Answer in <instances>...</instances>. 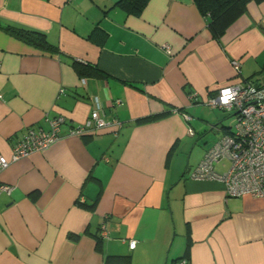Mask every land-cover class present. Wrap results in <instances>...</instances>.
<instances>
[{
  "label": "crops",
  "instance_id": "obj_1",
  "mask_svg": "<svg viewBox=\"0 0 264 264\" xmlns=\"http://www.w3.org/2000/svg\"><path fill=\"white\" fill-rule=\"evenodd\" d=\"M119 1L0 0L2 26L40 31L53 48L0 29V155L64 118L56 142L0 169L11 187L0 190V264H264V196L191 177L224 128L202 105L224 86L264 85V0L219 38L193 0L137 13ZM92 110L122 125L70 135Z\"/></svg>",
  "mask_w": 264,
  "mask_h": 264
},
{
  "label": "built area",
  "instance_id": "obj_2",
  "mask_svg": "<svg viewBox=\"0 0 264 264\" xmlns=\"http://www.w3.org/2000/svg\"><path fill=\"white\" fill-rule=\"evenodd\" d=\"M231 65L239 74L240 61L232 60ZM206 104L230 112L235 117V123L230 129L226 128L206 150L191 177L221 181L229 196H264V85L244 81L224 86ZM183 116L185 120L190 118L187 114ZM63 122L64 118L57 116L50 121L48 132L29 130L14 144L10 160L0 155V169L7 167L11 161L47 149L60 137ZM121 125L119 120H107L99 110H92L87 120L74 126L69 134L83 135L109 127L120 128ZM188 132L192 134L193 130L188 129ZM220 160L229 162L228 169L222 173L214 168ZM0 190L8 193L11 187L1 186ZM102 231H105L104 227ZM134 245L135 241L130 240L129 247ZM171 264H187V260L180 258Z\"/></svg>",
  "mask_w": 264,
  "mask_h": 264
},
{
  "label": "trees",
  "instance_id": "obj_3",
  "mask_svg": "<svg viewBox=\"0 0 264 264\" xmlns=\"http://www.w3.org/2000/svg\"><path fill=\"white\" fill-rule=\"evenodd\" d=\"M147 0H120L117 5L127 12H140L145 6ZM199 9L200 13L206 17L208 28L215 38L221 37L227 27L244 11L246 3L249 0H193ZM0 29L11 36L33 45L43 50H53L46 39V35L40 31L17 27V26H2ZM74 67L79 73H84L85 70H90L91 73H96V67L82 66L79 67L75 62ZM99 242V241H98ZM184 258V257H182ZM187 260V258H184ZM188 264V260H187Z\"/></svg>",
  "mask_w": 264,
  "mask_h": 264
},
{
  "label": "rangeland",
  "instance_id": "obj_4",
  "mask_svg": "<svg viewBox=\"0 0 264 264\" xmlns=\"http://www.w3.org/2000/svg\"><path fill=\"white\" fill-rule=\"evenodd\" d=\"M202 106H203V108H205V110L207 111V114L211 117V119L217 118V119L221 120V124L223 125L224 128H223L222 132L220 130L216 131V132H218L217 135H219V134L221 135L225 131L226 128L230 129L231 127H233V125L235 123V117L232 116V114L230 112L222 110L220 108H211L207 104H203ZM215 129L208 133V135H210L211 138L214 135L213 132L215 133ZM216 138H215V140H216Z\"/></svg>",
  "mask_w": 264,
  "mask_h": 264
},
{
  "label": "water",
  "instance_id": "obj_5",
  "mask_svg": "<svg viewBox=\"0 0 264 264\" xmlns=\"http://www.w3.org/2000/svg\"><path fill=\"white\" fill-rule=\"evenodd\" d=\"M212 127L211 128H209L207 131H206V134H208L209 132H211L212 131Z\"/></svg>",
  "mask_w": 264,
  "mask_h": 264
}]
</instances>
